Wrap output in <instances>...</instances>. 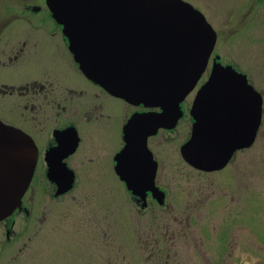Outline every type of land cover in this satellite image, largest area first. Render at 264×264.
<instances>
[{"label": "flooded vegetation", "instance_id": "obj_1", "mask_svg": "<svg viewBox=\"0 0 264 264\" xmlns=\"http://www.w3.org/2000/svg\"><path fill=\"white\" fill-rule=\"evenodd\" d=\"M251 1L252 4H259L262 0ZM44 11L49 12L48 19L56 26L48 27L46 19L36 16ZM217 56L220 55L214 51L201 79L180 105L183 116L176 127L169 130L161 126L156 134L146 136L149 131L148 116L161 114L162 107L129 103L114 96L106 85L87 77L76 62L68 36L52 16L46 0H0V122L25 134L36 150L35 170L22 206L0 223L1 263H27L28 258L19 253L27 249L29 242L39 243L44 228L49 225L44 223L46 217L40 218V213L43 216L47 206L51 205L46 215H53L55 205L63 201L66 202L62 204L67 205L66 215L70 212L76 214L71 210L76 205L83 210V215L89 217L75 218L80 221L79 226L83 225L81 228L72 225V241L77 243V251L82 249V256L58 257V261L52 264H128L126 256L121 255L120 215L130 222L132 233L152 229L151 222H163L166 216L172 214L178 216L175 220L183 229L193 222H204V214L199 212L202 210L198 207L200 204L190 206V201L184 197L185 192L179 199L183 207H169L170 194L161 183L164 180L186 183L178 168L176 176L167 178L170 167L167 164V143L170 137L175 135L174 140L185 130L189 133L188 139L180 146L176 165L183 162L198 174L196 183L200 184L199 189L204 190L206 197L207 194H215L217 188L216 182L206 179L214 180L209 176L224 173L238 155L251 149L264 125V93L255 88L263 98V115L252 147L237 150L225 168L218 171L199 170L184 161L181 147L190 139L194 129L206 135L211 131L224 130L244 134L248 130L246 115L221 117L190 113L211 76ZM217 62L232 66L225 65L221 56ZM126 137L134 143L129 154L131 181L148 182L154 175L156 186L165 196L163 204L155 199L152 192H146L142 198L127 190L119 173L121 153L127 146ZM70 183L71 188L66 191ZM120 183L125 186L128 208L116 204ZM243 196L240 193L235 200L231 192H225L224 198L219 200L222 203L231 197L223 205L226 213L219 224H215V230L220 231L213 245L215 252L220 253L217 264H243L242 257L236 255V249L247 251L249 247H256L253 243L251 246L249 243L241 245L243 237H248L250 227L242 207ZM215 198L203 200L210 206ZM59 227L54 224L49 231L60 232ZM251 231L256 242L264 248V239L253 229ZM73 234L78 235L76 239H73ZM133 242L138 245L135 239ZM170 243L162 246L145 240L140 241V247L154 248L147 258L153 264H186L181 255L175 253L172 256L168 249L165 256L154 254L163 253L159 249L162 247H180L182 252L184 243ZM18 244H22L18 253L10 255ZM70 245L67 243V249L72 253Z\"/></svg>", "mask_w": 264, "mask_h": 264}, {"label": "water", "instance_id": "obj_2", "mask_svg": "<svg viewBox=\"0 0 264 264\" xmlns=\"http://www.w3.org/2000/svg\"><path fill=\"white\" fill-rule=\"evenodd\" d=\"M46 1L87 77L129 103L163 108L161 114L148 116L146 136L161 126L176 127L183 116L180 104L205 72L217 43V33L200 11L184 0ZM218 60L220 56L191 115H246L248 130L206 135L194 129L181 154L189 165L207 172L225 168L237 150L252 147L262 119V96L245 75ZM131 145L127 139L121 153L122 180L128 191L142 198L152 192L163 204L154 175L148 182L131 181ZM35 165L30 138L0 122V222L21 208ZM70 188L71 183L65 190Z\"/></svg>", "mask_w": 264, "mask_h": 264}, {"label": "rangeland", "instance_id": "obj_3", "mask_svg": "<svg viewBox=\"0 0 264 264\" xmlns=\"http://www.w3.org/2000/svg\"><path fill=\"white\" fill-rule=\"evenodd\" d=\"M185 1L201 11L216 31L218 41L215 53L222 57L223 63L232 65L238 72L246 74L254 87L264 93V0L259 4H252L251 0ZM36 16H40L41 20L46 19L48 27L55 25L54 21L48 19L50 14L47 11L36 14ZM188 137L189 133L185 130L177 139L173 140L175 135L170 137V141L167 143V164L170 166L167 178L170 179L172 175L176 176L178 168L183 173L186 183L183 181L172 183L164 180L161 184L170 194L169 207L174 209L183 207L179 199L182 196V192H185L184 197L190 201V206L200 204L198 207H201L202 210L199 212L204 214L205 221L193 222L190 227L183 229L178 221L175 220L178 216L172 214L166 216V220L163 222H151L152 229L132 233L130 222L126 221L125 216L120 215L118 217V226L121 230L120 237L122 239L121 255L126 256L125 261L128 264H138L140 261L143 264H153L151 261L148 262L147 258L154 248H141L140 241L149 240L150 244L162 246L171 245L170 242H174L175 245L184 243L182 252H180V247H162L159 249H162L163 253L154 254L165 256L168 249L172 256L175 253L181 255L186 264H217L220 260V253L215 252L213 245L216 244L214 239L218 237L220 231L215 230V224H219V220L226 213L223 205L231 197L237 200L241 193L244 195L242 207L245 210L248 225L250 226L248 228V237H243L241 245L249 243L251 246L253 243L256 247H249L247 251L244 248H238L236 249V255L242 257L243 264H261L264 261V248L261 247L259 242H256L255 235L252 234L251 229L264 239V125L259 133L257 142L251 149L238 155L231 163L232 166L224 173L209 176L214 180L206 179L207 181L216 182L217 186L215 194L211 196L207 194L206 197L203 194L204 190L199 189L200 184L196 183L195 177L198 174L183 162L176 165L180 146ZM225 192H231V197L219 203L221 202L219 200L224 198ZM208 197H216V201L212 202L210 206L208 202L206 203L203 200V198L207 200ZM64 202L66 201L55 205L53 215H46L47 211L52 207L51 205L47 206L43 216L40 213V218L44 219L46 217L47 219L44 223L49 225L44 228L45 231L42 232L39 243L31 241L27 249L23 253H19L24 258H28L26 259L28 262L25 264H52L53 261H58V257L82 254V249L79 248L77 251V243L72 241L71 231L74 230L72 225L81 228L83 225L79 226L80 221L75 220V218L86 219L89 216L83 215V210L76 205L71 208L76 214L73 215V212H70L66 215L65 209L67 205L62 204ZM116 204L121 208H128L127 193L122 183H120ZM210 214L216 215L211 216ZM54 224L61 226L59 227L60 232L49 231ZM61 230L65 233H62ZM128 230L131 231L129 232ZM66 231H68L67 234ZM73 236V239H76L78 235L73 234ZM134 239L138 245L133 242ZM25 242L28 241L26 240ZM67 243H71L72 253L67 249ZM21 247L22 244H18L10 255H16ZM139 258L142 260H138ZM0 264H5V262L1 263L0 260Z\"/></svg>", "mask_w": 264, "mask_h": 264}]
</instances>
